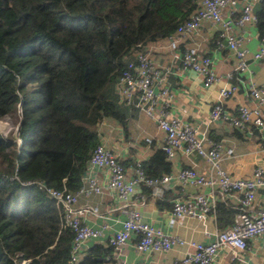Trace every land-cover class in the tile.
I'll use <instances>...</instances> for the list:
<instances>
[{
	"label": "trees",
	"instance_id": "obj_1",
	"mask_svg": "<svg viewBox=\"0 0 264 264\" xmlns=\"http://www.w3.org/2000/svg\"><path fill=\"white\" fill-rule=\"evenodd\" d=\"M259 2L255 25L263 36ZM198 7L199 0H0V119L16 117L14 132H0V264L115 261L107 241L69 263L74 232L62 203L37 182L70 192L87 183L94 147L109 148L102 122L120 120L127 106L117 99V78L138 51L150 57V44L166 40L170 48L169 36L179 39L177 26ZM172 164L161 146L142 161L149 176L170 172ZM105 194L79 195L72 207L93 212L79 198ZM236 210L219 201L218 225L229 224Z\"/></svg>",
	"mask_w": 264,
	"mask_h": 264
},
{
	"label": "built area",
	"instance_id": "obj_2",
	"mask_svg": "<svg viewBox=\"0 0 264 264\" xmlns=\"http://www.w3.org/2000/svg\"><path fill=\"white\" fill-rule=\"evenodd\" d=\"M259 0H199L198 9L190 18L181 22L176 33L181 37L195 34L203 21L216 23L219 27V38L223 39L235 58L237 71L248 69L243 47L244 34L234 29L243 28L257 23L254 3ZM240 8H237V3ZM237 11V14H236ZM257 49L251 58L256 61L264 59V35L260 36ZM176 35L169 36V46L172 57L178 61L179 69L194 70L201 78L204 87L214 84L219 75L213 68L211 58L200 52L198 46L188 45L182 50L177 46ZM135 60L129 61L126 68L117 78L114 88L119 102L134 107L155 122L163 132L161 148L168 159H174L177 154L185 156L196 155L203 159L205 167L179 166L168 173L159 176H149L142 167L141 159L134 162L131 172H127L116 153L99 142L91 152L86 172L87 183L81 184L75 191L45 187L37 182L40 188L53 196L64 207V223L74 232L70 250L69 263H74L83 244L88 239H97L103 235L101 227H93L81 222V215L88 209L74 208L72 202L82 194L110 192L124 207L125 219L121 228L108 237V244L114 246L117 252L125 242L135 235L137 251H165L175 245L186 244L190 250L174 259L172 264H218V250L227 247L240 252L248 247L253 237H259L264 246V204L257 205L256 193L264 189V162L257 163L248 176L233 175L224 167V160L233 154L234 148L223 140L207 136L205 131L195 127L179 116L170 114L168 106L172 99L170 89L164 83L167 68L153 60L146 52L140 50ZM230 74L227 75L229 77ZM236 89L234 85H224L218 89V98L211 105L207 117L210 121H222L230 127L244 130L249 125L264 128V80L260 83L249 82L248 94L252 103H238L233 98ZM233 104L232 109H226V104ZM94 169H101L106 179L100 182ZM83 177V179H84ZM171 181H178L193 189L185 197L172 200V217L190 216L204 221L208 214L215 215V206L220 197L232 198L236 204V212L229 225L216 229L212 239L186 240L177 235L163 231L146 222L140 209L136 207L145 200L142 189L150 188L154 198L167 189ZM31 184V182H27ZM137 196V200L131 197ZM96 212L97 207L92 206ZM203 235L209 236L207 230Z\"/></svg>",
	"mask_w": 264,
	"mask_h": 264
},
{
	"label": "crops",
	"instance_id": "obj_3",
	"mask_svg": "<svg viewBox=\"0 0 264 264\" xmlns=\"http://www.w3.org/2000/svg\"><path fill=\"white\" fill-rule=\"evenodd\" d=\"M240 3H237L238 9ZM234 29L244 34L245 37L243 47L248 69L240 71L234 69V55L226 42L219 38V27L216 23L203 21L193 36L178 39L179 50L188 45H196L200 52L211 58L213 68L220 77L214 84L206 87L202 85L200 76L194 70L185 69L182 71L179 69V63L172 57L166 40L150 44L148 50L153 62L168 69L164 83L172 94L168 106L170 114L177 115L205 131L208 137L223 140L226 145L232 146L233 154L224 160V167L233 175L248 176L257 163L264 162V128L249 125L242 131L230 127L222 121H210L207 117L211 105L218 98L219 87L236 86L233 93L234 100L238 103L251 104L252 100L248 94L249 82L257 84L264 80V59L256 61L251 58L260 40L257 26L255 24L243 28L234 26ZM228 74H230L229 77H227ZM232 106L233 104L228 103L225 108L232 109ZM122 112L124 116L120 120L115 119L109 123L102 122V128L104 124L107 129V134L103 136L102 141L124 162V169L131 172L136 160L144 161L151 148L161 146L164 135L157 128L155 122L136 108L122 106ZM172 163V169L186 165H193L198 169L205 167L203 159L196 155L177 154L172 159ZM93 172L99 181H104L107 177L101 169H94ZM141 189V187L137 188V192ZM192 191V188L184 186L178 181H171L169 187L156 198L150 195V189H142L146 195L145 200L136 207L140 209L146 222L160 227L167 233L186 240L209 241L213 236L211 234L216 229L223 228L218 225L216 213L215 215L208 214L204 221L190 216L173 218L171 215L172 200L176 197H185ZM226 197H220L217 199V203L226 201L236 209L237 206L232 198ZM131 198L138 199L137 196ZM256 199L257 205L264 204V189L257 190ZM79 203H89L97 207L96 212L88 211L82 219L90 226L101 227L103 235L97 239L86 240L76 261L86 252L88 246L94 243L106 245L108 237L121 228V223L125 219L124 207H120V202L111 194L80 197ZM204 229L210 233L209 236L203 235ZM135 240V238L128 239L120 251L114 254L115 261L108 260L106 264H172L175 258L190 250V247L184 244L175 245L165 251H137L134 247ZM236 254L237 257L234 255V251L227 247L219 249L218 264H264V246L259 237L251 238L248 247Z\"/></svg>",
	"mask_w": 264,
	"mask_h": 264
},
{
	"label": "rangeland",
	"instance_id": "obj_4",
	"mask_svg": "<svg viewBox=\"0 0 264 264\" xmlns=\"http://www.w3.org/2000/svg\"><path fill=\"white\" fill-rule=\"evenodd\" d=\"M15 116L7 115L0 119V132L4 135H10L11 131H15Z\"/></svg>",
	"mask_w": 264,
	"mask_h": 264
},
{
	"label": "water",
	"instance_id": "obj_5",
	"mask_svg": "<svg viewBox=\"0 0 264 264\" xmlns=\"http://www.w3.org/2000/svg\"><path fill=\"white\" fill-rule=\"evenodd\" d=\"M259 9H260V2L257 1L256 3H254L253 10L254 12H257Z\"/></svg>",
	"mask_w": 264,
	"mask_h": 264
}]
</instances>
